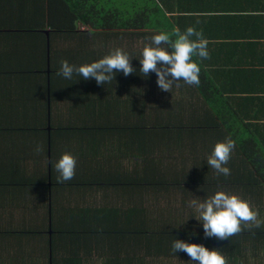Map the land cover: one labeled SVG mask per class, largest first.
I'll list each match as a JSON object with an SVG mask.
<instances>
[{"label":"crops","instance_id":"0c3cea01","mask_svg":"<svg viewBox=\"0 0 264 264\" xmlns=\"http://www.w3.org/2000/svg\"><path fill=\"white\" fill-rule=\"evenodd\" d=\"M53 2L0 0V264H194L172 252L175 239L264 264V225L208 238L188 207L223 190L264 221V180L240 147L264 150V0H115L124 21L147 18L102 29L61 27ZM190 26L208 41L210 58H194L210 70L212 102L139 72L153 35ZM115 48L136 72L105 85L55 74L61 59L79 66ZM228 137L231 175L217 176L207 158ZM65 152L76 173L58 183Z\"/></svg>","mask_w":264,"mask_h":264},{"label":"clouds","instance_id":"9594fccd","mask_svg":"<svg viewBox=\"0 0 264 264\" xmlns=\"http://www.w3.org/2000/svg\"><path fill=\"white\" fill-rule=\"evenodd\" d=\"M207 45L208 41L204 38L203 32L191 26L183 33L179 28L174 29L172 33L161 31L151 37L150 44L143 47L139 57L141 64L139 72L146 78L150 73H156L158 87L166 92H171L174 83L179 87L180 80L190 86H199L201 68L193 57H199L201 60L210 58ZM132 59L123 49L115 48L103 58L79 66L61 59L59 70L55 74L68 80L76 74L84 80L95 79L98 85H105L115 79L118 72L125 76L136 72L131 63ZM235 146V141L231 137L215 144L207 158V164L215 170L217 176L231 175V170L226 165ZM42 151L43 146L37 144L35 152L39 154ZM76 166V157L69 152L63 153L59 160L54 162V169L58 173L56 181L63 183L72 180ZM188 207L195 212L194 217L202 222L205 237L208 238L226 240L244 229L251 230L264 225V221L258 218V212L253 210L248 200L223 190L203 200L190 199ZM178 251L186 252L194 264H228L221 251L209 250L203 244L175 239L172 242V252L176 254Z\"/></svg>","mask_w":264,"mask_h":264},{"label":"trees","instance_id":"16d2710c","mask_svg":"<svg viewBox=\"0 0 264 264\" xmlns=\"http://www.w3.org/2000/svg\"><path fill=\"white\" fill-rule=\"evenodd\" d=\"M58 4L53 2L50 6V13L48 19H52V15L58 13L64 15L62 18L63 26H76L78 20L88 23L92 27L110 28L116 26L119 21H124L125 14H122L121 9H117L115 0H57ZM60 11V12H59ZM144 12L137 15L136 18L127 19L124 23H137L144 22ZM145 18L144 20H142ZM195 60V58L193 57ZM200 68V80L199 86H196L202 93L203 97L211 101L215 100L216 85L212 81L209 68L197 60H195ZM214 104V102H213ZM216 105L214 104V107ZM217 107V106H216ZM254 140V138H252ZM250 141V140H249ZM247 140L241 141V150L246 158L253 164L258 171L259 175L264 180V150L259 145L251 144ZM255 237L258 234H253Z\"/></svg>","mask_w":264,"mask_h":264}]
</instances>
